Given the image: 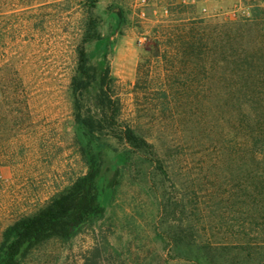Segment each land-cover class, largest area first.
<instances>
[{"label":"rangeland","instance_id":"1","mask_svg":"<svg viewBox=\"0 0 264 264\" xmlns=\"http://www.w3.org/2000/svg\"><path fill=\"white\" fill-rule=\"evenodd\" d=\"M83 1L0 0V245L92 152L103 216L19 264H264V154L250 137L264 110V0H98L90 63L109 65L121 118L151 153L91 140L75 119ZM253 14L246 29L232 22ZM99 90L97 79L88 106Z\"/></svg>","mask_w":264,"mask_h":264},{"label":"trees","instance_id":"2","mask_svg":"<svg viewBox=\"0 0 264 264\" xmlns=\"http://www.w3.org/2000/svg\"><path fill=\"white\" fill-rule=\"evenodd\" d=\"M98 0H84L85 18L81 30L80 42L76 46V66L70 88L74 99V115L90 139L106 134L119 141H125L133 147L147 153L154 145L147 140L136 126L121 118L122 104L114 92L115 78L109 65L99 74L96 66L90 63L86 44L101 40L98 30V17L94 8ZM256 14L232 21L237 29H246L255 20ZM233 37L230 30L225 37L227 44ZM183 40L186 46L193 45V37ZM193 47V46H192ZM99 79L100 90L95 97L93 107L85 101V92ZM259 128L250 131L253 139V152L264 154V110L256 112ZM88 169L72 180L60 193L53 196L34 213L17 219L4 233L0 245V264H19L20 256L29 249L51 238L69 239L84 227L100 219L105 211L101 201L99 178L102 173L100 153L87 152Z\"/></svg>","mask_w":264,"mask_h":264}]
</instances>
